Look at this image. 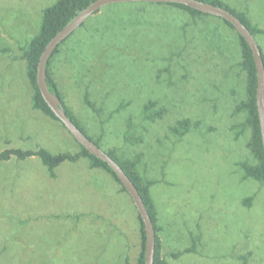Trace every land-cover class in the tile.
Wrapping results in <instances>:
<instances>
[{"label": "rangeland", "instance_id": "1", "mask_svg": "<svg viewBox=\"0 0 264 264\" xmlns=\"http://www.w3.org/2000/svg\"><path fill=\"white\" fill-rule=\"evenodd\" d=\"M222 1L262 30L264 54V0ZM55 2L0 0V154L81 151L59 121L33 108L22 58ZM242 61L238 34L223 19L133 2L98 11L52 62L67 104L101 149L142 154L168 264H264V185L238 166L256 164L251 129L236 137L246 114L235 110L248 97ZM150 101L166 109L162 119H144ZM182 119L198 126L178 137L170 127ZM127 131L142 143H127ZM56 174L37 156L0 160V264H137L140 221L122 185L86 158Z\"/></svg>", "mask_w": 264, "mask_h": 264}, {"label": "trees", "instance_id": "2", "mask_svg": "<svg viewBox=\"0 0 264 264\" xmlns=\"http://www.w3.org/2000/svg\"><path fill=\"white\" fill-rule=\"evenodd\" d=\"M96 0H56V2L47 7L42 15L41 26L37 35L32 38L29 44L23 49L22 58L27 64V75L28 78L34 87V95L32 98V106L35 110H38L45 114L46 116L51 117L52 119L59 121L48 104L43 99L38 86H37V71L40 61V57L45 50L47 44L53 39V37L60 32L67 24H69L79 13H81L85 8L94 3ZM205 3H210L216 6L223 7L237 16L244 25L250 30V32L256 37V35L262 33V30L252 22L250 17L246 13H241L237 10L229 8L222 0H199ZM173 7L179 8L188 12L194 17L198 16H208L197 10L190 9L189 7L183 5L172 4ZM225 23L232 29L234 27L225 21ZM238 34V33H237ZM73 35V34H72ZM71 35V36H72ZM70 36V37H71ZM241 53H242V67L247 72L248 76V97L247 99L241 101L235 110V114L245 113L246 120L240 125L235 126L240 130L236 133L238 138L241 134L244 133L247 129H251V138L248 143V148L256 159V164H251L249 162H240L238 166L243 171L245 179H253L257 182H260L264 185V148L262 144L261 132H260V123L258 117V110L256 104V86H257V72L252 55V51L245 41V39L238 34ZM66 39L59 47L54 51L53 55L47 63V83L50 91L55 94L62 103V106L65 110L66 115L77 125L95 144L100 147V142L94 140L91 136L88 135L87 131L82 126L80 120L74 114L73 110L67 104L59 85L56 79L53 76L52 72V62L54 58L59 54L61 46L67 42ZM264 58V54L262 53ZM85 104L89 107L95 109V105L89 99V93L85 94L84 97ZM158 103L156 101H150L143 108V117L145 120L150 122H155L159 119H162L166 113L165 108H157ZM60 122V121H59ZM61 123V122H60ZM192 126L197 127L198 123L192 124L190 119H182L178 121L174 126L170 127V131L178 136H185L192 128ZM124 139L127 143L137 144L142 143V137H137L130 131H127L124 135ZM81 146V145H80ZM101 148V147H100ZM108 155L114 159L128 175V177L135 184L139 190L140 195L144 201L145 207L153 221L155 231H156V253H155V264H168L167 261L160 256V239L157 235L160 230L158 224V212L155 201L150 193V186L153 182H145L140 171L139 165L142 161V154H137L133 159L131 158H121L117 155L116 151L110 150ZM37 156L41 159L43 164L47 167L49 175L53 178L57 176L56 169L64 162L76 163L82 158H86L90 162L91 168H101L110 173L113 178L121 184L116 174L108 166L107 163L96 158L95 156L88 153V151L81 146V151L75 154L72 153H60L52 154L46 148H39L37 150H28L24 151L21 149H9L0 154L1 161H9L13 157L18 160H26L29 157ZM122 185V184H121ZM122 190L127 192L126 189L122 186ZM247 205H251L252 198L245 200ZM140 221V231L142 236V252L140 254L137 264H145V228L143 221L138 214ZM187 252H192V249H189ZM125 264H130L126 261Z\"/></svg>", "mask_w": 264, "mask_h": 264}, {"label": "water", "instance_id": "3", "mask_svg": "<svg viewBox=\"0 0 264 264\" xmlns=\"http://www.w3.org/2000/svg\"><path fill=\"white\" fill-rule=\"evenodd\" d=\"M165 3V4H177L189 7L190 9L197 10L206 15H212L219 17L224 21L230 23L235 31L242 36L249 45L254 58L256 72H257V86H256V104L258 110V117L260 123V132L262 138V144L264 148V58L262 51L256 40V37L250 32V30L244 25V23L229 10L216 6L210 3H205L199 0H96L94 3L85 8L79 13L69 24H67L60 32H58L53 39L47 44L43 51L37 71V86L38 89L48 104L56 118L61 124L68 130V132L74 137V139L84 147L89 154L107 163L112 171L116 174L117 178L121 182L122 186L126 189L130 195L138 214L140 215L144 228H145V264H155L156 253V231L153 221L145 207L142 196L139 190L124 172L121 166L112 159L108 153L102 150L97 144H95L74 122L66 115L59 98L53 94L47 83V63L54 51L68 39L74 32H76L89 18L96 14L101 9L115 4L122 3Z\"/></svg>", "mask_w": 264, "mask_h": 264}, {"label": "crops", "instance_id": "4", "mask_svg": "<svg viewBox=\"0 0 264 264\" xmlns=\"http://www.w3.org/2000/svg\"><path fill=\"white\" fill-rule=\"evenodd\" d=\"M51 177V176H50ZM53 178V177H52ZM56 178V177H55Z\"/></svg>", "mask_w": 264, "mask_h": 264}]
</instances>
